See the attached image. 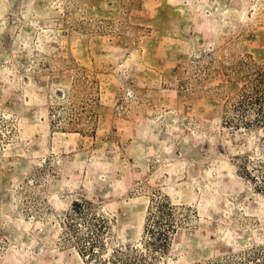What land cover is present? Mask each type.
Masks as SVG:
<instances>
[{"label": "rangeland", "instance_id": "374dc122", "mask_svg": "<svg viewBox=\"0 0 264 264\" xmlns=\"http://www.w3.org/2000/svg\"><path fill=\"white\" fill-rule=\"evenodd\" d=\"M0 264H264V0H0Z\"/></svg>", "mask_w": 264, "mask_h": 264}]
</instances>
